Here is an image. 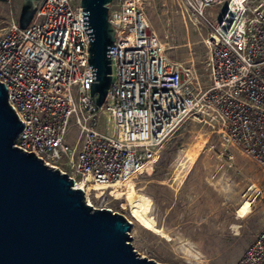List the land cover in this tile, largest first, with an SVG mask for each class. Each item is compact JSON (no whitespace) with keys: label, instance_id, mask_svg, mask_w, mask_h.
<instances>
[{"label":"built area","instance_id":"2783aa9c","mask_svg":"<svg viewBox=\"0 0 264 264\" xmlns=\"http://www.w3.org/2000/svg\"><path fill=\"white\" fill-rule=\"evenodd\" d=\"M182 2L211 28L206 86L166 56L140 0H113L112 82L101 106L82 0H39L26 29L15 20L0 35V82L23 124L15 146L67 174L87 203L93 191L126 189L189 116L264 171V0ZM234 264H264V226Z\"/></svg>","mask_w":264,"mask_h":264},{"label":"rangeland","instance_id":"374dc122","mask_svg":"<svg viewBox=\"0 0 264 264\" xmlns=\"http://www.w3.org/2000/svg\"><path fill=\"white\" fill-rule=\"evenodd\" d=\"M140 2L166 56L206 86L211 28L182 0ZM22 4L0 0V35L18 20ZM88 199L132 223L131 244L142 257L159 264H234L264 226V171L189 116L165 140L157 161L126 189L114 195L93 191Z\"/></svg>","mask_w":264,"mask_h":264},{"label":"water","instance_id":"95a60500","mask_svg":"<svg viewBox=\"0 0 264 264\" xmlns=\"http://www.w3.org/2000/svg\"><path fill=\"white\" fill-rule=\"evenodd\" d=\"M82 0L92 68L91 96L103 105L112 82L109 49L115 41L109 5ZM39 0H23L26 29ZM23 129L0 82V264H159L131 244L132 223L108 208H94L74 180L15 146Z\"/></svg>","mask_w":264,"mask_h":264},{"label":"bare ground","instance_id":"6f19581e","mask_svg":"<svg viewBox=\"0 0 264 264\" xmlns=\"http://www.w3.org/2000/svg\"><path fill=\"white\" fill-rule=\"evenodd\" d=\"M88 204H89V205H91V203H90L89 199H88Z\"/></svg>","mask_w":264,"mask_h":264}]
</instances>
